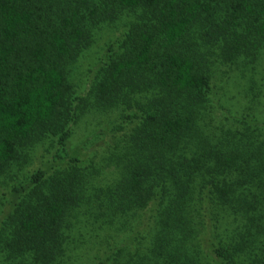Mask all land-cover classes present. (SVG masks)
<instances>
[{
	"label": "trees",
	"instance_id": "trees-1",
	"mask_svg": "<svg viewBox=\"0 0 264 264\" xmlns=\"http://www.w3.org/2000/svg\"><path fill=\"white\" fill-rule=\"evenodd\" d=\"M125 11L135 20L116 39L118 48L110 45L89 91L77 94L71 66L96 27ZM198 33L225 61L257 57L264 0H0V176L49 135L66 148L73 126L94 105H122L131 125L117 158L122 175L112 186L93 185L95 170L73 154L61 160L65 168L61 161L39 168L13 187L0 226L10 264L61 260L72 229L68 213L79 206H93L102 227L117 217L125 224L131 210L151 213L148 227H130L132 239L151 234L148 250L137 244L126 260L110 247L96 264H202L199 239L212 264L257 263L241 254L264 244V140L202 131L201 111L213 92L204 68L218 52L198 54ZM226 215L247 220L230 245L214 236Z\"/></svg>",
	"mask_w": 264,
	"mask_h": 264
},
{
	"label": "rangeland",
	"instance_id": "rangeland-1",
	"mask_svg": "<svg viewBox=\"0 0 264 264\" xmlns=\"http://www.w3.org/2000/svg\"><path fill=\"white\" fill-rule=\"evenodd\" d=\"M135 18L136 14L133 11H125L120 19L96 27L92 44L70 68V80L77 94L85 95L89 91L100 64L104 60L107 61L112 54L108 52L110 45L114 42V48H118L116 39L127 31ZM196 38H200L199 46H195L198 54L207 55L215 51L208 48L207 43L202 44V33L196 34ZM215 52L218 53H213L208 66L204 68V72L211 78L213 92L208 102L205 105L203 103L204 110L200 116L202 131L216 137L224 134L231 137L238 131H244L256 135L258 141H263L264 128L260 124L264 125V45L257 57L241 55L239 59L231 62L221 59L220 51ZM223 113H227L228 116H224ZM125 115L126 110L122 105L104 109L94 105L73 126L66 148H60L57 144L58 138L54 135H49L43 141L29 147L23 160L13 164L9 172L0 176V226L15 185L26 184L29 176L37 169L48 167L51 169L52 165H56L62 159L67 161L73 154L84 159L83 163L88 167V172L93 174L95 170L97 180L93 185L107 188L119 180L122 175L120 153L124 147V139L121 137L131 129V125L125 121ZM243 117L256 120L260 124L249 125L248 122H240L238 119ZM64 165L62 162L59 167L65 168ZM94 212L93 206L89 209L79 206L68 213L69 223L70 219L72 220L70 223L72 229L68 231L64 257L56 264H96L99 255L104 254L110 247L114 248L111 249L113 257L120 254L127 260L135 253V245L139 244V248L143 250L151 247V234L132 239L130 233L132 226L140 228L146 227L147 224L148 227L151 216L149 210H131L125 224L122 217H117L114 226L103 227L100 224L101 219L98 220ZM225 218L217 223L218 233L215 232L214 236L218 241L223 238L224 242L230 245L235 242L233 231L238 227L243 228L247 220L244 217L238 219L235 215H226ZM234 236L238 240L244 238L241 234ZM196 242L200 243V248L204 252L200 256L201 263L212 264L213 259L203 248V241L199 239ZM126 246L131 249L124 255L120 250ZM254 246V249L245 248L241 259L248 261L257 258L259 260L257 263L254 262L255 264H264V244L257 243ZM4 255L0 249V264H10Z\"/></svg>",
	"mask_w": 264,
	"mask_h": 264
}]
</instances>
